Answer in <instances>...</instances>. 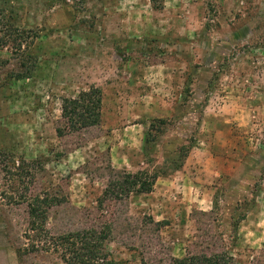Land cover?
<instances>
[{
    "label": "rangeland",
    "instance_id": "rangeland-1",
    "mask_svg": "<svg viewBox=\"0 0 264 264\" xmlns=\"http://www.w3.org/2000/svg\"><path fill=\"white\" fill-rule=\"evenodd\" d=\"M0 6L27 31L0 51V264H65L47 236L93 226L109 228L113 264H264V0ZM90 86L100 123L58 136L62 98ZM138 171L133 191L103 198ZM34 196L52 205L31 241Z\"/></svg>",
    "mask_w": 264,
    "mask_h": 264
},
{
    "label": "trees",
    "instance_id": "trees-1",
    "mask_svg": "<svg viewBox=\"0 0 264 264\" xmlns=\"http://www.w3.org/2000/svg\"><path fill=\"white\" fill-rule=\"evenodd\" d=\"M26 30H20L11 20L10 15L0 6V51L3 48L12 47L20 49ZM0 63H4L0 60ZM102 92L100 88L90 86L88 90H81L74 97H63L61 100V112L59 125L56 127L58 136H64L91 126L101 121ZM150 139L144 137L143 150L148 151ZM145 172L124 174L123 180H110L103 192L104 199L121 197L122 193H130L137 187L140 178ZM125 180V181H124ZM141 192L151 189L152 182L141 183ZM137 189L136 191H139ZM28 234L31 241L38 237L45 227L47 208L51 206L48 197L34 196L28 202ZM107 230L88 227L69 231L58 236H47L46 243L60 249L61 258L65 264H113L109 255L105 252V242L109 236ZM40 237V236H39ZM35 248V249H34ZM36 246L31 244L30 251H35ZM166 264H238L233 256L226 252L207 254H189L183 257L170 258Z\"/></svg>",
    "mask_w": 264,
    "mask_h": 264
}]
</instances>
